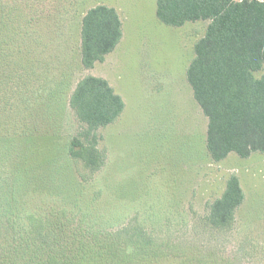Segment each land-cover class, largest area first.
<instances>
[{
  "label": "rangeland",
  "instance_id": "1",
  "mask_svg": "<svg viewBox=\"0 0 264 264\" xmlns=\"http://www.w3.org/2000/svg\"><path fill=\"white\" fill-rule=\"evenodd\" d=\"M100 5L118 11L123 37L104 62L85 69L82 19ZM0 10L8 16L1 39L9 55L0 65V130L7 125L50 139L55 157L47 159L40 190L45 210L56 202L69 229L99 238L137 215L154 239L137 264H264V153L214 162L208 120L187 80L210 21L167 25L157 16V0H0ZM87 76L106 79L125 102L119 119L97 131L107 159L95 175L68 155L85 128L70 98ZM232 175L245 200L231 226L214 228L210 206Z\"/></svg>",
  "mask_w": 264,
  "mask_h": 264
},
{
  "label": "trees",
  "instance_id": "2",
  "mask_svg": "<svg viewBox=\"0 0 264 264\" xmlns=\"http://www.w3.org/2000/svg\"><path fill=\"white\" fill-rule=\"evenodd\" d=\"M157 16L175 27L210 21L206 36L195 45L187 80L208 120L206 146L211 159L220 162L232 153L241 158L264 153V73L255 77L264 70V1L157 0ZM5 19L7 13L0 10L1 66L9 57L3 54L1 39ZM122 37V21L115 8L90 9L81 26L83 68L104 62ZM70 107L86 130L70 142L68 155L95 175L107 159L99 148L97 131L119 119L125 102L106 79L87 76L77 83ZM49 140L27 132L17 134L7 125L0 130V264H137L145 260L143 254L153 248L154 239L137 215L119 231L99 238L102 234L69 229V219L62 221L66 215L56 202L49 210L41 206L46 198L40 190L47 185L42 171L47 159L55 157L47 147ZM90 177L83 181L89 182ZM244 200L241 182L232 175L224 195L210 206L208 223L214 228L231 226ZM83 218H88L84 212Z\"/></svg>",
  "mask_w": 264,
  "mask_h": 264
}]
</instances>
